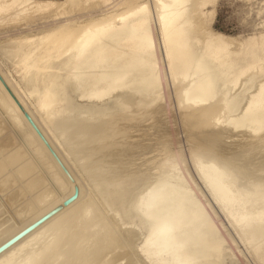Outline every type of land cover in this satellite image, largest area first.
<instances>
[{"label":"bare ground","instance_id":"bare-ground-1","mask_svg":"<svg viewBox=\"0 0 264 264\" xmlns=\"http://www.w3.org/2000/svg\"><path fill=\"white\" fill-rule=\"evenodd\" d=\"M152 1L155 21L150 13L145 24L151 37V45L147 51L142 50L138 33L134 31V24L130 20L111 38L97 43L87 56L77 60L75 57L69 58L65 53L75 46L76 41L90 24L99 22L105 17L116 19L120 15H127L135 11L136 5L147 2L120 0L112 5L110 0H60L59 2L0 0V31L10 29L12 32L20 30L21 27L29 29L38 22L46 23V20H51L50 24L35 33H31L30 28L22 35L19 33L8 36V40L4 43L5 47H0V77L31 117L78 187V196L67 209L44 222L45 226L42 225V228L40 226L39 230L31 231L32 234L28 233L27 238L24 236L25 238L22 237L24 239L18 240L20 242L24 240L21 246L18 241L14 243L21 247L20 250L23 251L21 250L20 253L23 255L16 250V245V247L12 246L15 250L6 252L11 249L8 248L5 251L6 255L3 251L5 256H1L0 253V264H13L14 257L15 261L19 257L18 253L26 257L25 250L27 249L28 252L31 250L29 247L34 245L39 246L38 250L36 248L34 252L29 251L33 253L31 255L28 253L30 256L28 255L26 259L21 258L24 261L17 259L21 262L18 263L115 264L117 261H121V264L229 263V258L224 253L223 240L218 236L214 220L211 219L213 213L210 218L207 205L204 204L205 207L199 204L201 201L196 200L195 193L181 173L183 161L182 158L175 157L176 152L175 155L174 153L166 155L179 160V169L165 170L164 167L160 169L163 165L161 160L157 159L159 161H155L153 167L155 173L150 182H147L145 177H133L128 173L121 176L119 172H115L119 169L120 162L112 168L108 155L107 158L104 154L108 161L106 163L110 167L106 170V175L102 174L105 169L101 166V163L105 162L103 158L104 162L100 163L99 158V161L91 162L97 157L91 158L95 147V144L94 147L92 144L108 143L115 137L114 132L109 135L101 133V128L106 125L108 119L116 123L136 122L143 114L158 112L159 110H156L161 108L162 101V106L164 105L165 86L162 80L165 78L161 76L163 66L159 67L160 56L157 53L158 49L156 50V42H159L163 50L164 59L162 60L161 57V60L165 63L164 72L173 90L177 106L175 107L179 112L183 131L194 133L191 138L195 141L194 148L190 144L193 149L189 150L194 172L203 189L206 190L207 196H210L209 199H212L220 215H223L247 253L256 264H261L264 260V191H262L264 173L253 168L255 164L256 168L262 169L264 164V131H262L264 117L257 108L247 114L242 111L248 107L245 101L252 99L251 90L243 95V101H241L242 95L238 98H236L237 94L235 95L238 90L244 89L241 87L246 82H251L249 85L252 86L254 81L253 89L259 91L260 68L264 64V32L244 40L211 32L209 27L218 0ZM160 5L169 7L165 9ZM109 6L111 12L94 16L99 10L107 12ZM161 14H166L168 17L166 30L160 20ZM82 17L83 20H80ZM116 23L119 25L118 19ZM155 25L159 38L156 35ZM5 66H9L16 74L14 83L2 72L1 67ZM170 66L171 70H169ZM74 99L79 103L74 102ZM241 103L243 106L238 114L229 116L224 122L221 120V114L228 115L238 110ZM166 113L162 112V114ZM151 117L158 118L154 117V114ZM153 119L147 120V123H151L152 120L154 124L157 120L153 121ZM217 120H220L219 124L216 123ZM158 121L157 126L161 125ZM121 125L123 124L119 126ZM119 126L117 124L116 127ZM157 126L154 127L158 128ZM163 126H159L161 131H157L161 132L162 136L166 132L167 137L168 131H163ZM216 127H218V132L215 131L217 134L213 138L208 135L213 140L218 141L221 138L222 143L225 137H220L221 134L229 132L253 140L254 144L263 145L258 148V152L253 153L252 148H246L252 142L248 144L246 140L248 146H242L243 154L240 151L239 153L248 158V161L247 163L243 161L245 166L239 164L243 168L240 166L237 168L236 160L233 158V162L229 154L234 150L232 140V143L227 141L232 146L230 147L232 152L228 145L224 147L223 143L226 141L221 144V150L223 147L229 149V153L225 155L228 152L226 149L224 155L231 157V159L222 158L223 160L219 158L221 151L219 155L215 153L217 151L213 147H203L196 141L200 134ZM75 129L78 134L73 133ZM116 130L119 131V128ZM145 130L143 132L139 129L140 133L147 137L146 135L149 134ZM153 136L152 138L162 137L155 134ZM130 140L125 141L126 145L130 144L128 142ZM158 141L160 143L161 140ZM170 141L171 138L167 143H171ZM220 141L217 142L218 145ZM213 142L215 146L216 142ZM211 143L209 144L212 145ZM235 143L238 146L239 142ZM88 144L92 145L93 150L90 149L93 152L90 151L91 154L89 152L86 158L83 157L84 160H78L82 159V154L81 158H79L80 153L76 157L77 152L86 146V148L91 147ZM108 146H104V149L107 152L111 149L112 155L113 146ZM100 147L98 145L97 148ZM208 147L213 148L214 151ZM96 150L95 152H98L99 149ZM196 154L201 157L203 168L193 163V156ZM252 168L254 174L252 172L253 176H250L252 179L248 181L246 179L249 176L245 178L244 171H250ZM221 172L227 173L228 191L235 195L229 196L222 190L219 183ZM141 188L142 192L136 194ZM71 194L72 185L66 180L0 83V198H3L0 205L3 206L2 208L11 207L9 211L13 210L11 216L13 215L12 218L16 220L14 224L12 221L0 229V245L6 241V238L12 237L39 216L61 204ZM142 197L146 206L153 202L156 205L151 219L136 210ZM96 204L101 205L100 209H97L100 205L95 207ZM7 215L6 217L9 218ZM2 216L4 218L5 214ZM12 218L6 219L7 222ZM123 223H126L125 227ZM238 224H242L239 229ZM156 226H165L168 231L156 232ZM137 233H141V239L135 238V241L139 239L140 241L134 244L133 238Z\"/></svg>","mask_w":264,"mask_h":264},{"label":"rangeland","instance_id":"rangeland-1","mask_svg":"<svg viewBox=\"0 0 264 264\" xmlns=\"http://www.w3.org/2000/svg\"><path fill=\"white\" fill-rule=\"evenodd\" d=\"M58 2L60 1V0H57ZM118 1H120V0H110V3L112 4V5H114L116 2H118ZM145 2H147V3H150L151 4V16L152 17H154L153 19H154V21H155V16H154V14L153 13H155L154 11V9H153V1L152 0H144ZM111 5V6H112ZM111 6H109V8L111 7ZM154 10V11H153ZM112 10H111V8L107 11V12H104L103 10L101 11V10H99L96 14H94V16H100V15H105V14H107V13H109V12H111ZM101 12V13H100ZM104 14H103V13ZM78 16V15H77ZM83 18L84 17H82V19H80V20H83ZM263 20H264V0H249V1H247V2H245V1H242V0H218L217 1V4H216V6H215V8H214V13H213V16H212V22H211V24H210V29H211V32H213V33H219V34H223V35H226V36H229V37H233V38H237V39H242V40H244V39H246L247 37H249V36H258L260 33H263L264 32V24H263ZM51 21V20H50ZM49 20H46V23H45V21L44 22H38L37 24H35V25H32L29 29H27V28H25V27H21L20 28V30H16V31H12L11 32V30L10 29H4V30H2V31H0V47H5V40H8V36H12V35H16V34H23V33H25V30L26 31H31V33H35L37 30H40L41 28H45V26H47L48 24H50L51 22H50ZM155 30H156V35H157V37L159 38V32L157 31V25H155ZM24 31V32H23ZM22 32V33H21ZM27 33V32H26ZM154 33H155V31H154ZM7 37V38H6ZM32 42H34V40H32ZM156 46H157V48H156V50H157V53H158V56H160V59H159V67H161L162 68V66H163V71L161 72V76H163L165 79H163L162 80V83L164 84V92H165V99H167V100H165L164 99V101H165V103H164V105L162 106V104H163V101H162V104H160V107L161 108H163L162 110V112L163 113H166V111H168L166 114H162V112H161V108H158L156 111H160L161 112V114H160V112L158 113V112H156V113H154V112H152V113H148V114H143V115H141V118H140V120L138 119L136 122H134V121H131V122H128L127 123V121H119V122H113V120L112 119H108L107 121H106V125L105 126H103L102 128H101V133H102V135L103 134H105V135H109V134H111L112 132H114L115 133V137L114 138H112L111 140L112 141H114V142H112V141H110V142H108L109 143V146H108V143H105V142H98V143H100V144H98V143H93L92 145H93V147H94V144H95V147H94V152L93 151H91V149L90 148H92V150H93V147H92V145H90V144H88V146H91V147H88V148H86V149H89V150H86L85 148H83V149H81L80 151L81 152H83V153H81L80 151L79 152H77V156L76 157H78V154H79V158H81L80 156H81V154H82V159H78V160H84V158L83 157H87L89 154H91V152H93L94 154H97V155H94V154H91V158L93 159V158H95L94 156H97L95 159H97V160H95V159H93L94 161H92L91 160V162L92 163H94L95 161L97 162V161H99V159H100V163L101 162H104V160H105V162L104 163H101V166H102V168H105V169H103V173L102 174H104V175H106V173H107V169H108V163H106V162H108L109 161V163L111 164V167L112 168H115L116 167V165H118L119 164V162H120V166H119V169H117V170H115V172L117 171V172H119V174L121 175V176H123V175H126L127 173L128 174H131L133 177H145L147 180V182H150L151 181V177H152V175L155 173V170H154V166H155V164H156V162L155 161H159V160H161V157L162 156H165L166 154H173L174 153V155H175V152H176V154H177V156H175L176 158H182L181 160L183 161V163H182V167H181V173L183 174V176H184V178H185V180H186V182L188 183V185H189V187L193 190V192L195 193V196H196V200L198 201V202H200L199 204H201V205H203V206H205V205H207V208L209 209V211H210V214H209V212H208V214H209V216H210V218L213 216L214 217V219H213V217L211 218L212 220H214L213 222H214V226H215V228H216V230H217V234H218V236L219 237H221L222 238V240H223V249H224V253L228 256V258H229V263L228 264H256L255 263V261L251 258V256L247 253V250L242 246V244L240 243V241L238 240V238L236 237V235H235V233H234V231L230 228V226L227 224V221H225L224 219V217H223V215L221 214L220 215V212L218 211V208L215 206V204L213 203V201H212V199L210 198L209 199V197L207 196V193H206V190H204L203 188L204 187H202L203 185H201L202 183H200V180H199V178H198V176H197V174H196V172H194L195 170H194V167L192 166V163H191V158H190V151H191V149H193L194 148V140H192L191 138H192V136H193V134H192V132H190V133H187L186 131H183V127H182V121H181V118H180V116H179V112H177V106L175 105L176 103H175V101H174V96H173V90H172V88H171V85H170V82H169V79H168V77L166 76L167 74L164 72V71H166L165 70V63L162 61L163 59H164V57H163V50H162V48H161V45L159 44V42H156ZM1 50V49H0ZM161 57H162V60H161ZM161 61H162V63H161ZM162 64H164V65H162ZM1 69H2V72L4 73V74H6L5 76H7L8 77V79L12 82V83H14L13 81H15L16 80V74L12 71V69L9 67V66H5V67H1ZM164 72V73H163ZM166 74V75H165ZM162 77V78H163ZM166 80V81H165ZM163 81H165V83L163 82ZM246 83H247V85H246ZM244 85H242L243 87H241L243 90H238L236 93H235V95L237 94V97L235 96V95H233V96H235L236 98H238V96H240V95H244L245 93H247V92H250V90L252 91L253 90V87H254V84L253 83H255L254 81H253V83H252V86L251 85H249L251 82H246ZM167 85V86H166ZM244 86H246V87H244ZM251 86V87H250ZM167 87V88H166ZM248 87V88H247ZM166 88V89H165ZM170 88V89H169ZM167 89H168V91H167ZM246 89H248V90H246ZM241 91V92H240ZM244 91V92H243ZM243 92V93H242ZM168 93H169V96H168ZM239 93H241V94H239ZM239 94V95H238ZM241 97V96H240ZM169 98V99H168ZM243 98V99H242ZM241 98V101H243L244 100V96ZM170 102L169 104L167 103V102ZM74 102H76L77 104L79 103L78 102V100L77 99H74ZM172 102V103H171ZM244 103V102H243ZM166 105V106H165ZM172 105V106H171ZM176 106V107H175ZM242 103L240 104V106H239V108H238V110H234V111H232L231 113H228V115L227 114H225V115H223V114H221V120L224 122V121H226L228 118H229V116H233V115H235V114H238L239 113V110H241V108H242ZM133 109V108H132ZM170 109H171V111H170ZM160 114V115H158V114ZM178 113V114H177ZM154 114V117L155 116H157L158 118H154L155 120H159V121H164V122H159L158 121V123L159 124H161L163 127V131H168L167 132V137L165 136L166 135V132H165V134H164V132H163V134H164V136H162V134H161V132H158L157 130H160L161 128H159V126L161 127V125H158L157 126V121L153 124V122H152V120H151V123L149 122V124L147 123L148 121L147 120H150V119H153V117H151L152 115ZM167 114H169V115H167ZM163 115H165V116H163ZM179 117V119H178V117ZM151 117V118H150ZM160 117H164L163 119H161ZM144 118V119H143ZM160 118V119H159ZM153 119V121H155ZM176 119H178L177 121H176ZM146 122H145V121ZM143 121V122H142ZM175 122V123H174ZM178 122H180V124L178 123ZM109 123V124H108ZM112 123V124H111ZM114 123H116V124H114ZM143 123V124H142ZM147 123V124H146ZM163 123V124H162ZM117 124H118V126L120 125V124H123V125H121V126H119V127H116L117 126ZM127 124V125H126ZM129 124H130V126H129ZM131 124H132V126H131ZM139 124V125H138ZM142 124V125H141ZM145 124V125H144ZM177 124V125H176ZM147 125V126H146ZM157 126L158 128H156V127H154V126ZM166 125V126H165ZM124 126V127H123ZM129 126V127H128ZM168 126V127H167ZM180 126H181V128H180ZM112 127H113V129H112ZM117 129V128H119V131L118 130H116L115 128ZM138 127H139V129H140V131L141 130H143V132H144V130L145 129H149L148 131L147 130H145V131H147V134H149V135H146L147 137H145V135L144 134H142V133H140V131H139V129H138ZM165 127V128H164ZM129 128V129H128ZM132 128V129H131ZM137 128V129H136ZM141 128H145V129H141ZM169 128V129H168ZM218 127H216V129L214 130L213 128L211 129H208V131H206V132H203V134H200L199 135V140H198V138L196 139V141H198L199 142V144H202V146L204 147V146H209L210 148L211 147H213L214 148V150H216L217 152H215V153H218L219 154V152L221 153V156L219 157L220 159H224V158H226V159H229V157H230V155L232 156V159L234 158L236 161H235V164H236V167L237 168H239V166L242 164L243 166H245V164H243V161H244V163H247L246 161H248V158L246 159L244 156H242V154H243V149H244V147H246V146H244V145H247L248 146V144L249 143H251L252 142V144H249V146L248 147H246V148H252L254 151H253V153H256V152H258V150L260 149V147L263 145H261V144H258V146H256L257 144H254V141L252 140V141H250V139H246L244 136H242V135H240V134H236V133H229L230 134V136L233 134V136H229V134L228 133H223V135L221 134V136L220 137H225L224 139H227V140H224L223 139V141L225 142V143H223V141H222V143H223V145H224V147H226V145H228V148L230 149V152H232L231 150L232 149H234L233 150V152H235L236 151V149H237V151L236 152H238V153H236L235 152V154L233 155L232 153H229V149H227V148H224L223 147V145H222V147H223V149L221 150V141L220 140H222L221 138H220V140L218 139V141L217 140H213V139H211L210 138V136L213 138L214 136H215V134H217L215 131L217 130V132H218V129H217ZM110 129V130H109ZM127 131H126V130ZM136 129V130H135ZM153 129H155V131L153 130ZM166 129H168V130H166ZM178 129V130H177ZM113 130H115V131H113ZM150 130H153V132H151ZM121 131V133L119 134V132ZM129 131H130V133H129ZM161 131V130H160ZM213 131V132H212ZM127 132V133H126ZM149 132H151L152 134L154 133V132H156V133H154L155 134V136L156 135H159V136H162V137H156V138H152V136L154 135H152L151 134V137H149L150 136V133ZM176 133L175 135H174V133ZM215 132V133H214ZM74 134H76L77 133V131H76V129L74 130V132H73ZM113 133V134H114ZM137 135H136V134ZM142 134V135H144V137L146 138V140L144 139V137L142 136V135H139V134ZM159 133V134H158ZM212 133H214V134H212ZM73 134V135H74ZM78 134V133H77ZM133 134V135H132ZM134 134H135V136H134ZM146 134V133H145ZM170 134V135H169ZM190 134V135H189ZM227 134H228V136H227ZM236 134V135H235ZM130 135V136H129ZM189 135V136H188ZM208 135H210V136H208ZM225 135V136H224ZM235 135V136H234ZM74 136H76V135H74ZM128 136V137H127ZM138 136H139V138H138ZM204 136H205V138H204ZM208 136V137H207ZM119 137V138H118ZM120 137H122V138H120ZM139 139H137V138ZM143 137V138H142ZM154 137V136H153ZM165 137V138H164ZM185 137H187V138H185ZM228 137V138H227ZM237 137V138H236ZM241 137V138H240ZM133 138H135V139H137V140H135V139H133ZM140 138H141V140H140ZM149 138H150V141H149ZM170 138H171V143H167V142H169V140H170ZM210 138V139H209ZM236 138V139H235ZM114 139V140H113ZM116 139H119V140H116ZM125 139V140H124ZM127 139H133V141L132 140H130V141H128V142H130V144L128 143V145H126L127 143H125V141H127ZM148 139V140H147ZM153 139H155V140H153ZM234 139V140H233ZM245 139V140H244ZM263 139H264V137H263ZM152 140V141H151ZM158 140H161L160 141V143H159V141ZM164 140H165V143H164ZM166 140H168V141H166ZM186 140V141H185ZM205 142H204V141ZM208 140V141H207ZM212 141V143H211V141ZM235 143V142H239V144H238V146H237V144L235 143H233V147L229 144L230 142L232 143V141ZM244 140V141H243ZM246 140H248L247 141V143H245V141ZM123 141V142H122ZM163 141V142H162ZM175 141V142H174ZM177 141V142H176ZM213 141H215L216 143H215V146H214V142ZM220 141V145H218V143L217 142H219ZM227 141H229V143L227 142ZM132 142H134L135 144H133ZM137 142V143H136ZM158 142V143H157ZM208 142V143H207ZM243 144H242V143ZM112 145H111V144ZM149 143V144H148ZM155 143H156V145H155ZM189 143V144H188ZM194 143V144H193ZM209 143H211L212 145H210ZM115 144V145H114ZM133 144V145H132ZM170 144H173V145H170ZM190 144H191V146L193 147H190ZM208 144V145H207ZM242 144V145H241ZM96 145H97V147H98V145H99V147H100V145H101V147L100 148H97L96 147ZM108 146V147H110V146H116V147H112V155H111V149H109V151L107 152V150L106 149H104V146ZM159 145L161 146V147H159ZM162 145H163V147H162ZM166 145V146H165ZM217 145V146H216ZM230 145V146H229ZM236 145V146H235ZM252 145V146H251ZM125 148V150L123 151V147ZM130 146V147H129ZM157 146V147H156ZM242 146H244V147H242ZM122 147V148H121ZM155 147V148H154ZM196 147V146H195ZM208 147V148H209ZM216 147H218V148H216ZM220 147V148H219ZM230 147H232V149L230 148ZM236 149H235V148ZM238 147H241V148H239L238 149ZM102 148V149H101ZM117 148V149H116ZM161 148H163V149H161ZM209 148V149H210ZM213 148L212 149H210L211 151L213 150ZM216 148V149H215ZM259 148V149H258ZM103 150V151H99L98 150V152H95V150ZM127 149V150H126ZM165 149V150H164ZM225 149V150H224ZM228 150V152H227V150ZM86 150V151H85ZM96 150V151H97ZM104 150H106V151H104ZM118 150V151H117ZM122 150V151H121ZM136 150V151H135ZM190 150V151H189ZM213 150V151H214ZM91 151V152H90ZM114 151V152H113ZM126 151V152H125ZM154 151V152H153ZM224 151H226L227 153H225ZM239 151L240 152H242V154L241 153H239ZM87 152V153H86ZM90 152V153H89ZM165 152H167V153H165ZM89 153V154H88ZM100 153H102L101 154V156H100ZM108 153V154H107ZM159 155H157V154ZM224 153H225V155L226 154H230V155H228V156H225L224 155ZM88 154V155H87ZM98 154H99V157H98ZM104 154L106 155V157H107V155L110 157L109 158V160L108 161H106V157L104 156ZM165 154V155H164ZM93 155V156H92ZM104 157H103V156ZM111 155V156H110ZM125 155H127V156H125ZM220 155V154H219ZM113 156V157H112ZM119 156V157H118ZM124 156V157H123ZM147 156V157H146ZM235 156L237 157V158H235ZM85 157V158H86ZM239 157H241V158H239ZM99 158V159H98ZM102 158L104 159V160H102ZM108 158V157H107ZM114 158V159H113ZM137 158V159H136ZM154 158H156V159H154ZM122 159V161H120ZM134 159V160H133ZM157 159H159V160H157ZM222 159V160H223ZM230 159H231V157H230ZM234 159H233V162H234ZM237 159H239V160H237ZM119 160V161H118ZM124 160H126V161H124ZM130 160V161H129ZM152 160V161H151ZM239 161V162H238ZM242 161V162H241ZM118 162V163H117ZM141 162L145 165H143V164H141ZM153 162V163H152ZM155 162V163H154ZM91 163V165H93ZM106 163V164H105ZM122 163V164H121ZM128 163V164H127ZM136 163V164H135ZM99 164V163H98ZM112 164L113 165H115V166H112ZM125 166H124V165ZM148 164V165H147ZM152 164V165H151ZM154 164V165H153ZM240 164V165H239ZM100 165V164H99ZM135 165V166H134ZM247 165V164H246ZM104 166H107V168L106 167H104ZM138 166V167H137ZM243 166H240V168H243ZM120 167H122V168H120ZM141 167V168H140ZM258 167V166H257ZM110 168V167H109ZM163 168V166L162 167H160V169H162ZM182 168H183V170H182ZM254 170H257V169H259L260 170V172L263 174L264 173V164L262 165V169L261 168H256V165L254 164ZM253 168H252V170H250V171H247V172H249L248 174H247V172H245L244 171V173H246L244 176H245V178L246 177H248L246 180H251L252 179V177H250L251 175L253 176V174H254V170H253ZM131 169V170H130ZM134 170V171H133ZM133 173H132V172ZM185 172V173H183V172ZM252 172H253V174H252ZM122 173V174H121ZM135 173V174H134ZM149 174V175H148ZM186 174V175H185ZM147 175H148V177H147ZM247 175V176H246ZM188 176V177H187ZM187 177V178H186ZM251 178V179H250ZM190 181H188V180ZM248 180V181H249ZM191 185H193V186H191ZM142 188L140 189V190H138V192L136 193V194H139L140 192H142ZM202 193V194H201ZM2 198V197H1ZM0 198V202H1V200H3V198L1 199ZM73 203V202H72ZM72 203H70L68 206H66V207H64L60 212H58L57 214H55V215H58V214H61V212L62 211H64V209H67ZM207 203V204H206ZM1 204V203H0ZM205 204V205H204ZM2 205V204H1ZM1 205H0V207H1ZM100 204H96V206L95 207H98ZM209 205V206H208ZM3 207V206H2ZM0 208V209H2V210H0V219H2L3 218V216L2 215H4L5 214V216H4V218L2 219V220H0V229H2L6 224L8 225V223H12V221H13V223L12 224H14L15 222H16V220L14 219V218H12V216H11V211H13V210H11L10 209V211H9V208H11V207H6V206H4V208ZM100 207H101V205L97 208V209H100ZM206 207V206H205ZM5 208H6V210H7V208H8V210H7V212H5L6 210H5ZM217 208V209H216ZM208 209H207V211H208ZM212 211H211V210ZM3 210H5L4 212H1V211H3ZM6 213H8V214H10V215H7ZM211 213H213L212 214V216H211ZM2 214V215H1ZM45 214V213H44ZM43 214V215H44ZM6 215L7 216H9V218L8 217H6ZM11 216V217H10ZM39 217H41V216H39ZM54 217V216H53ZM53 217H51L50 219H52ZM217 217V218H216ZM8 218V219H7ZM10 218H12L11 219V221H8L7 222V220H9ZM6 220V223H5V220ZM38 219V218H37ZM50 219H48V220H50ZM3 221V222H2ZM217 221V222H216ZM221 221V222H220ZM3 224H2V223ZM45 222H47V221H45ZM215 223H217V224H215ZM45 224V223H44ZM44 224H41L40 226H41V228H42V225L43 226H45ZM124 224V223H123ZM126 224V223H125ZM125 224L123 225L124 227H125ZM40 226H38L37 228H35L33 231L35 232L36 230H39L40 229ZM216 226H219V227H216ZM217 228H220L221 229V231H220V229H217ZM224 229V230H223ZM32 231V232H33ZM29 234H32L31 232L29 233ZM29 234H27L25 237L27 238V236L29 235ZM224 234H225V236H224ZM33 236V235H32ZM224 238H223V237ZM24 237V238H25ZM232 239H231V238ZM24 238H21V239H24ZM135 238H136V240H138V238H140L141 239V233H137V235H135L134 236V244H138L139 243V241H140V239H139V241H135ZM225 238H226V240H225ZM7 239H9V238H6L5 240H7ZM24 241V240H23ZM23 241H21L22 243H23ZM229 244V245H227V243ZM229 241V242H228ZM18 242H20V241H18ZM18 242H16V243H18ZM18 243L19 245L20 244H22V243ZM137 242V243H136ZM235 244V245H234ZM17 246V244H14V245H12V246ZM18 245V246H19ZM12 246H10L9 248H11V249H8L6 252H9L10 250H15V248L14 249H12ZM15 246V247H16ZM17 246V251H19V253H20V251L22 250H20V246L18 247ZM19 248V249H18ZM29 248H31V250H33V252L36 250V248H37V250H38V248H39V246L38 245H34V246H32V247H29ZM29 248H28V250H29ZM34 248V249H33ZM25 249V248H24ZM233 249H235V252L233 251ZM241 249H243V251H241ZM31 250H29V251H31ZM4 251V252H5ZM23 251V250H22ZM22 251H21V253H22ZM26 251V252H25ZM24 252L25 253H27V256L25 257V256H23V257H25V259L28 257V255L30 254L31 255V253H33V252H27V249L25 250ZM4 252H2V254H1V256L2 255H6V252L4 253ZM23 252V253H24ZM4 253V254H3ZM18 253V254H19ZM20 253V254H21ZM29 253V254H28ZM9 254H11V253H9ZM17 254V256H19V257H17V259H19L20 261H24V260H22L21 258H23L21 255H23V254H19L18 255ZM4 255V256H5ZM25 255V254H24ZM29 255V256H30ZM0 256V257H1ZM3 256V257H4ZM21 256V257H20ZM2 257V258H3ZM17 259H16V261H15V257H14V262H12L13 264H16V263H18V262H20L19 260L17 261ZM16 262V263H15ZM118 262V263H117ZM115 264H121V261H117ZM21 263V262H20ZM20 263H18V264H20ZM226 264V263H225Z\"/></svg>","mask_w":264,"mask_h":264},{"label":"snow or ice","instance_id":"snow-or-ice-1","mask_svg":"<svg viewBox=\"0 0 264 264\" xmlns=\"http://www.w3.org/2000/svg\"><path fill=\"white\" fill-rule=\"evenodd\" d=\"M161 8H167L169 6L160 5ZM151 13V4L150 3H141L136 5L134 12H129L127 15H120L116 19L119 20V25L116 23V19L111 17H105L103 20L96 22L94 24H90L83 32V35L76 41L75 46L68 49L65 53L69 58L75 57V59L79 60L87 56L90 50L99 42L109 39L113 36L114 33L120 31L126 22L130 20L134 24V31L138 33V38L141 41V48L143 51H147L148 47L151 45V37L148 34L147 29L145 28V24L148 22V17ZM160 20L162 22V26L167 29L168 26V17L166 14H161ZM171 70V66L169 68ZM261 78L259 84V91L257 92L255 89L252 90V99L246 100L248 107L242 109L245 114L252 111L254 108H257L261 116L264 117V64L261 65L260 68ZM119 82V81H118ZM217 124L220 123V120L216 121ZM262 131H264V121H262ZM193 163L197 166L203 168L201 163V157L196 154L193 156ZM161 164L165 168L168 169H179L180 162L174 157H169L167 155L161 157ZM228 176L227 173L221 172L219 174V183L224 192L229 196L235 195L228 191L227 185ZM262 191H264V185H262ZM156 207L155 203H151L149 205H145L143 197L141 201L136 206L137 212L147 216L149 219L152 217L153 209ZM238 229L242 227V224L237 225ZM156 232L163 233L168 231L165 226H156ZM15 239H13L7 246L10 247L11 243H15ZM7 250V247L5 248ZM235 251V249H233ZM243 251V249H241ZM261 264H264V260L261 261Z\"/></svg>","mask_w":264,"mask_h":264},{"label":"water","instance_id":"water-1","mask_svg":"<svg viewBox=\"0 0 264 264\" xmlns=\"http://www.w3.org/2000/svg\"><path fill=\"white\" fill-rule=\"evenodd\" d=\"M0 83L2 84V86L4 87V89L6 90V92L8 93V95L11 97V99L14 102V104L17 106V108L21 112L23 118L25 119V121L27 122V124L30 126V128L32 129V131L34 132V134L37 136V138L39 139V141L41 142V144L43 145V147L48 151V153L50 154V156L53 159V161L56 163V165L58 166V168L60 169V171L63 173V175L65 176L66 180L72 185V194L68 198H66L64 201H62L61 204H59L56 207H54L53 209L49 210L44 215H42L41 217H39L38 219H36L35 221H33L28 226H26L24 229H22L21 231H19L18 233H16L12 237H10L8 240H6L5 242H3L0 245V253H2L3 251H5V248L6 247H7V249L9 248L7 245L13 239H15V241L17 242L22 237L26 236L28 233H30L31 231H33L35 228H37L38 226H40L41 224H43L45 221H47L48 219H50L51 217H53L55 214H57L58 212H60L64 207H66L70 203H72L77 198V196H78V187L75 185L74 179L71 177V175L69 174V172L67 171V169L64 167V165L62 164V162L60 161V159L58 158V156L56 155V153L54 152V150L51 148V146L49 145V143L43 137V135L41 134L40 130L37 128V126L35 125V123L31 119V117L26 113V111H24V109L21 107V105L16 100V98L13 96V94L11 93V91L7 88V86L5 85V83L3 82V80L1 79V77H0ZM13 244L14 243H11V246Z\"/></svg>","mask_w":264,"mask_h":264}]
</instances>
